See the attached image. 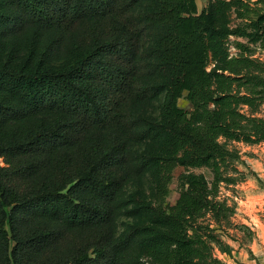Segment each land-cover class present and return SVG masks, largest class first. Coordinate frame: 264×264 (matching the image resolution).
I'll return each instance as SVG.
<instances>
[{"label":"trees","instance_id":"16d2710c","mask_svg":"<svg viewBox=\"0 0 264 264\" xmlns=\"http://www.w3.org/2000/svg\"><path fill=\"white\" fill-rule=\"evenodd\" d=\"M256 48L264 0H0V264H224Z\"/></svg>","mask_w":264,"mask_h":264},{"label":"rangeland","instance_id":"374dc122","mask_svg":"<svg viewBox=\"0 0 264 264\" xmlns=\"http://www.w3.org/2000/svg\"><path fill=\"white\" fill-rule=\"evenodd\" d=\"M198 9L201 12L208 4L209 0H196ZM236 9L233 8L229 12V23L232 26L237 25L240 20L236 17ZM236 38L232 37L234 41ZM238 40L246 42L239 38ZM253 47V46H252ZM232 53L237 50L234 46L231 47ZM255 56L264 59V52L256 48ZM187 93L179 99V106L187 110L192 109V105L186 97ZM259 115L264 117V104L260 107ZM231 147L236 148L241 159L246 164L238 163V168L248 174L244 182L232 186L230 189L222 187V194L234 199L237 202L236 213L232 218L233 226L229 228L232 237L224 236L233 246L249 244L255 242L257 253H249L250 259L254 260L252 264H264V143L261 144H246L244 142H234ZM190 171L197 174H204L208 180L213 179L211 170L206 167L191 168ZM188 172V169L183 166H178L172 175L170 183V193L167 198V203L174 205L180 196V176ZM130 221L127 218L122 219L123 222ZM247 249V248H245ZM217 255L224 261V264H245L240 261L238 254L233 251L232 256L223 254L217 251ZM148 264H152L149 263Z\"/></svg>","mask_w":264,"mask_h":264},{"label":"crops","instance_id":"0c3cea01","mask_svg":"<svg viewBox=\"0 0 264 264\" xmlns=\"http://www.w3.org/2000/svg\"><path fill=\"white\" fill-rule=\"evenodd\" d=\"M254 243L255 242L251 241L249 244H240L238 247L233 246L232 244L231 245L234 247V251L236 252V254L239 255L238 258H240L241 262H244L245 264H252L254 260L250 259L249 253L251 252L256 255L257 248H255L256 245Z\"/></svg>","mask_w":264,"mask_h":264}]
</instances>
